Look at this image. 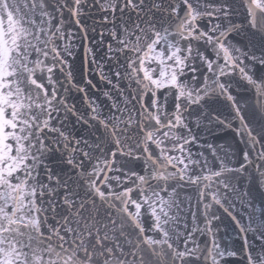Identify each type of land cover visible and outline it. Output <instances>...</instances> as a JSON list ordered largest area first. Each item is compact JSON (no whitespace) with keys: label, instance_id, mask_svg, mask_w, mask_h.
<instances>
[{"label":"snow or ice","instance_id":"6c2138e0","mask_svg":"<svg viewBox=\"0 0 264 264\" xmlns=\"http://www.w3.org/2000/svg\"><path fill=\"white\" fill-rule=\"evenodd\" d=\"M229 258L264 264V0H0V264Z\"/></svg>","mask_w":264,"mask_h":264},{"label":"water","instance_id":"95a60500","mask_svg":"<svg viewBox=\"0 0 264 264\" xmlns=\"http://www.w3.org/2000/svg\"><path fill=\"white\" fill-rule=\"evenodd\" d=\"M74 63V66L76 68V72H74V76L76 79H80V70L83 68V74L87 78H93V83L98 82V76H96V73L93 71L91 74L89 73V67L92 69L95 68V65L89 66L84 58V50L77 46V51L75 53V57L72 60ZM98 88H103V82L98 83ZM73 95L78 94L73 92ZM234 95H237L238 98L240 97H250L251 91L245 92L242 85L237 86L236 92H234ZM79 103V99L76 101ZM238 125V122H235L233 127L235 128ZM240 137L236 135V133L231 129H221L217 128L216 126H212L211 130H204L200 132V144H208L211 143L213 145H222L225 148L228 147V145H231V148L233 151H238V148H243L244 145L242 143H239ZM204 149L201 148L199 145L193 146L192 151L193 153H196L198 151H203ZM205 155H208V153H205ZM241 209L237 207L236 212H240ZM218 215H220V220L216 221L214 224V227L218 228L217 231V239L220 241L221 246L228 245L229 247H238L239 246V237L237 234L236 226L234 222L231 220V218L224 214L222 211L217 212ZM239 218V216L237 217ZM230 264H233L235 261V258H229Z\"/></svg>","mask_w":264,"mask_h":264}]
</instances>
